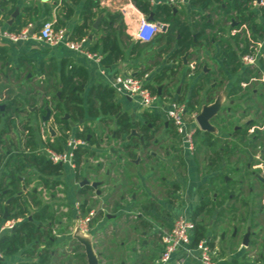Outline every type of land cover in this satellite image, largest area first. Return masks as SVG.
<instances>
[{
  "label": "trees",
  "instance_id": "obj_1",
  "mask_svg": "<svg viewBox=\"0 0 264 264\" xmlns=\"http://www.w3.org/2000/svg\"><path fill=\"white\" fill-rule=\"evenodd\" d=\"M10 1L4 0L1 4L6 5ZM81 1L62 0L61 13L54 20L55 29L66 27L67 20L75 14L74 5ZM189 1L194 8L199 9L198 13H200V19L192 23L183 20L175 12L174 7L167 3L153 5L150 0H132L136 8L145 15H153L154 21L168 25V29L165 32L161 31L159 36L149 44H153V42L156 44L164 43L163 51L171 50L169 60L177 59L180 63L183 61L181 57L191 49L188 58L194 57V70H198L200 67L199 52L208 49L211 42L216 40L215 35L209 33L214 25L210 15L206 13L209 8L216 5L222 9L223 14L227 16L230 23L233 20L237 22L231 28L240 29L241 26L246 25L251 33L250 38L245 37L243 33L231 35L234 40L233 44L228 39L221 37L219 39L218 57L230 73L240 72L235 83L247 82L250 77H256V71L244 67L240 60L242 54L253 50L250 48L251 45H257L264 39V11L260 16L251 8L255 0ZM193 13L195 14L197 11H193ZM39 14V7L30 5L23 7L22 13L16 17L10 31L18 32L23 27L33 24ZM45 14L47 16L45 20H52L47 9ZM100 15H103V18L96 29L97 39L88 46V49L91 52L102 54L101 63L105 66L113 65L125 58L127 48L130 50L129 56L132 59L140 58L144 43L130 40L125 31L123 14L102 8L99 0L83 1L80 12L82 21L73 26L70 39L73 41L85 39L92 31L95 19ZM124 38H127L129 42ZM238 48L239 51H237ZM7 60V48L0 47V62L5 66ZM23 61V58H20L21 64H23ZM263 63L264 56L259 60V64L263 65ZM41 66V74L45 75L47 72V76L55 80L53 86L60 92V97L56 94L53 95L56 104L52 108L51 115L52 122L57 123L61 128L54 141L48 140V146L58 151L63 150V142L66 141L67 134L73 130L71 120L80 122V127L74 130V135L88 142V146L78 147L75 150L77 162L75 176L79 178L82 166L89 165L90 158L97 155L96 152L106 141L105 138L110 139L114 134V140H125V136L131 132L134 125L128 111L123 110V104L111 85L95 83L86 90L89 72L82 64L75 63L68 57H63L59 61L52 58L48 64L43 62ZM134 68V70H137L136 76L138 77H143L150 69L149 67L139 69L136 65H134ZM255 69L257 70L258 67ZM15 72L18 74V71ZM175 74H177V69L171 65L163 66L152 75L146 86L153 94L159 95L160 98H168L171 93L167 85L162 87L160 94H158V86L167 79L168 75L174 76ZM210 74L211 72L204 73L197 80L186 101L189 110H197L198 106L202 105V100H206L200 96V93L204 88L210 89V86L206 85V81H210ZM236 88L233 87L231 92L237 91ZM32 92L27 90L23 94L12 95V89H5L0 84V254L3 258L20 254L23 260L17 264H72L73 259L87 264L86 253L83 251L85 247L81 243L73 244L71 255L68 252L58 250L61 239L56 234L55 227L60 225L64 214L61 215L60 206H63V204L58 203L56 196L63 184L64 167L52 163L45 155L36 150L39 143L37 129L39 124L36 127L31 119L23 116L35 115L38 123L46 114V106L51 105V103L45 97L38 104H36L37 101L34 96L32 100L25 99L26 95L32 94ZM177 100L182 101V96L179 95ZM207 101L211 102L212 98ZM1 105H3V108H1ZM28 105L34 107V109L30 111ZM66 114L69 115L70 119L64 118ZM142 116L154 125L160 120L159 115H154L147 110L142 112ZM217 121L219 124L223 123L220 119H217ZM148 122L142 128L146 147L151 140V136L148 134ZM96 123L109 127V134L107 136L99 134L95 128ZM110 124H112L111 127ZM248 128V126L239 128L235 132L246 136ZM17 130L21 131L23 143L22 147L13 148L11 145L13 139L10 138V135ZM138 141L139 139L133 136L127 145H123L128 153L129 163L131 162L130 158L136 154L134 147L138 144ZM209 144L212 146L215 142ZM117 157L120 159L119 155ZM113 164L115 163H111V165ZM103 167V163H99L97 171L102 170ZM120 167H122L121 164ZM44 189L49 195V200L44 197ZM91 190H95V188L85 185L80 187L79 193L85 196ZM127 192L132 194L133 189L130 188ZM211 198H204L193 213L192 219L196 224L195 242L206 235V227L198 220V217L205 209L210 208L212 205ZM86 204L87 201H83L82 208H85ZM138 206L142 211L147 212V210L153 209L156 203L153 200H147ZM215 207L213 206V208ZM5 209H7V217H4ZM12 220L16 221L13 228L1 230L8 221ZM141 225L144 228L150 227L149 222L146 221H141ZM80 251L81 253H79ZM57 253L62 257V260L55 263L54 259ZM99 255L101 257V253ZM68 256H70V260L67 259ZM99 262L101 264V259H99ZM0 264H5L1 258Z\"/></svg>",
  "mask_w": 264,
  "mask_h": 264
},
{
  "label": "crops",
  "instance_id": "obj_2",
  "mask_svg": "<svg viewBox=\"0 0 264 264\" xmlns=\"http://www.w3.org/2000/svg\"><path fill=\"white\" fill-rule=\"evenodd\" d=\"M2 1L4 0H0V20L2 21L3 30H10L11 25L15 23L16 19H14L13 23L11 24L9 22L13 19L12 15L16 9H19V12L22 13L23 7L30 5L40 8L39 17L33 23L35 24L37 22L36 30L34 32L37 33L39 31L40 24H42V22L47 17L45 10L47 9L49 14H51V19L55 20L57 15L61 13L62 7V0H11L6 5H2ZM83 1L84 0L74 5L75 14L67 20L65 28L68 30L69 37L73 26L82 21L80 12ZM99 2L100 6L106 10L111 12H121L123 14L126 34L130 37V40H133V32L141 16V11L136 9V6L133 4L132 0H99ZM176 8V13H178V15L186 22L192 23L193 21H196V19H191L190 17V12L196 8L194 9V7H192L189 0H187L185 4ZM251 8H253L261 16L262 11L258 9L257 6L252 5ZM236 24L237 22L234 20L232 23H229V27H226V36L223 37L228 39L231 44L234 43V40L231 38V35H234L232 33L234 28H231V26H235ZM96 29L97 28H94L93 26L92 31L84 40V44L87 46V48L97 39L98 35ZM159 34L160 32L155 36V38L158 37ZM216 44V40L211 42V45L213 46H216ZM153 45H155L156 53L160 56V58L158 62V69H156V71L151 75L149 71L146 72V74H148L147 81L150 80L152 75L158 72L163 66L171 65L173 67V65L176 64L177 66L173 68L177 69V74L174 76L168 75L169 77H167V79L161 85H167V88L169 89L170 85L173 83V80L175 78H180L181 81L177 86L176 91L178 96L180 95L186 100L189 98L197 80L204 73L213 72L212 66L209 63V66L202 65L201 69H199L200 71L194 69L192 70L190 65L191 63H195L194 57H190L189 59L191 60H189L186 65L183 64V66L180 67L181 64L177 59L169 60L171 50L166 52L163 51L165 47L164 43L156 44L153 42ZM0 47H5L8 50V60L5 63L6 67L9 68V66H12L14 68V66L20 63V58H23V62L30 64L29 67L27 66L24 68L29 69L34 67L40 74V66L43 62L48 64L52 58H55V60L59 61L63 57H68L75 63L82 64L88 69L89 81L86 86V90H88L89 87L95 83L111 85L114 78L120 74L132 73L133 75H136L137 70H134V65H137L139 69L141 66H145V61L141 59L142 56L137 59H129L126 57L114 63L113 65L105 66L101 63V61L88 58L80 51L69 49L63 42L53 46L49 43L38 41L33 36L26 41L11 43L7 38L0 35ZM203 52L204 55L209 58L210 52L207 50ZM213 57L215 60L214 62L218 64L219 68L217 75L220 76L221 80H214L210 85V89L204 88L201 91V96L204 99L206 93L209 95L212 91H214V95H211V98L215 99L218 95H222L223 106L219 114L212 121V124L216 128V132H211V138L206 140L207 142L204 146V149L207 150H211L212 148L214 149L213 152L211 151L213 159L208 161L206 159V155L202 157L204 160L201 159V165H207L208 169L198 173L195 164H192L191 160H189L187 157V174L185 177H180L175 174L174 179L171 181V183H176L179 185L176 193L171 192V194H173L171 195L173 198H171V196H169V199L167 200H163L161 196L155 198L147 189L143 195L148 197L147 200L156 201L164 211H170L173 214L172 217L180 213H186L192 217L194 211L198 207L201 195L204 193L206 198H211L212 196V205L216 207L213 208L211 205L210 208H208L211 210H204V213H211L208 226L206 225L205 221H203V219L201 222L206 227V233L209 234H206L205 236L212 240V244L218 251L216 264H258L253 260V256H256V252L258 250L255 244V247L252 251L246 252L245 249L250 248V242L248 240V244L245 245L243 243L245 239L244 238L243 242H241L239 245V248L237 247V251H231V248L227 249V247L222 246L219 233L224 229L228 230L233 229L232 227L236 228V223H238L237 221L240 216L242 206L245 204L249 205V203L250 210L248 212L250 213L253 222H255V224L259 222L257 225L260 229L263 226L262 221L264 220V208L261 209L260 206H264V185L257 181L251 172L257 170V172L260 171V173L264 174V129L262 126L259 127V125L262 123V120L264 121V119H262L264 114V67L262 64H259L258 69L253 70L254 72L256 71V77L252 76L249 78V81L237 84L235 82L238 79L240 72L230 73L223 64L220 57ZM208 60L209 59H207L206 62H208ZM205 67L207 68L206 70ZM42 76L43 78H41V80H43L45 76L39 75V77ZM193 76H195V78ZM186 77H190L189 80H193L191 85H187V83H185V89L182 92V83ZM233 87H237V91H233L232 93L231 91ZM117 95H119V100L122 102L124 109H127L128 105H136L134 101H131L123 95ZM202 102L203 104L206 103L203 100ZM23 117H28L31 119L32 123L36 127L38 124L40 126L42 122L39 121L37 123L35 115H24ZM217 119L222 120L223 123L215 124L214 121H217ZM232 122H234L233 126L230 125ZM223 124L224 127L222 126ZM246 126L249 127V135L248 137L245 136L246 138L242 139L235 131ZM227 127L232 128L230 130L227 129ZM258 128L260 130V135L258 134L255 139H252L250 135L254 129ZM10 138L13 139L11 141L13 148L17 146L22 147L23 140L20 130H17L15 133L11 134ZM210 142H215V144L211 146L209 144ZM108 152L110 154H116L114 151ZM96 153L100 156V149H98ZM121 165L122 169L120 175L123 176L122 173L127 174V172H125V165L123 163H121ZM113 170L114 169H111L110 167L104 166L102 170L95 173V178L98 175H100V177H97V179H94L93 181H102V184L98 187L100 193L98 194L96 190L97 196L102 199H111L114 201L113 203L115 205H118L115 214L112 215V218H110L111 215L108 216L109 220L118 219L117 221H112L111 230L115 229L116 226H118L119 230L121 231H124V229H130L129 231L132 230L133 234L136 233L139 237H141L142 242L141 246L138 244L130 246L128 241L122 240L120 246L117 248L115 247V250L119 251L122 249L124 253L129 252L131 254V258L136 256L135 259L133 258L132 264H156V259L159 257L163 249V245L160 252H154L153 254L151 250L153 245L146 238V236H152L156 232L159 235L163 233L164 227L161 225V222H159L161 213L158 211L153 213L156 219H158L156 223H153L149 219V213L147 214L142 212L140 206H138L140 203H142V201H139L142 192L141 190L145 189L142 176L139 177L135 174H128L129 177L127 178V181L129 189H133L132 194H128L127 191L129 189L123 191L125 185H122V183L119 181H113L115 179H120L118 173ZM72 172L74 173V171ZM201 184H204L205 189L208 190L205 191V189H200ZM244 186H247V193H245L243 190ZM61 187L62 185L60 186V189ZM210 188L213 189L212 192L209 190ZM259 211L262 212L261 217ZM204 213L198 217V220L204 215ZM172 217L170 218L169 222L170 226L172 223ZM124 220L125 222H123ZM244 220L245 218L241 217L239 223L242 224ZM141 221L149 222L150 227H142ZM214 225L215 227H213ZM132 247H134V249H132ZM136 253H140L139 256H141L139 257L136 255ZM243 254H247L248 257L252 258L244 260L243 263H240L237 261V259ZM261 255L263 254L261 253ZM147 259H149V262ZM3 260L5 264H17L23 260V257L20 254H15L4 257ZM180 262H182V264H201L196 259L195 252H192V254L189 256H185L183 253H180L176 255L168 264H179Z\"/></svg>",
  "mask_w": 264,
  "mask_h": 264
},
{
  "label": "rangeland",
  "instance_id": "obj_3",
  "mask_svg": "<svg viewBox=\"0 0 264 264\" xmlns=\"http://www.w3.org/2000/svg\"><path fill=\"white\" fill-rule=\"evenodd\" d=\"M193 7V6H192ZM195 9V8H194ZM198 8H196L193 11H197V13L190 12V17L191 19H200V13H198ZM208 15L211 17V21L214 25V28L209 30L210 35H215L216 38V46L214 45H209L208 49H205L210 52L209 58H207L205 55H203V50L199 52L198 56H200V69L202 65H207L211 64L213 72H211L209 78L210 81H206V85L210 86L211 83L214 80L220 81L221 78L219 75H217L218 72V64H216L214 61V57H218V44H219V39L224 36H226L227 28L229 27V19L227 16H225L222 12V9L217 7L216 5L212 6L209 8L206 12ZM225 27V28H224ZM227 27V28H226ZM220 37V38H218ZM127 42L128 39L124 38ZM204 50V51H205ZM129 48L126 49V56L125 58L132 59L129 56ZM239 51V48L237 49ZM160 56L156 53L155 45L149 44V43H144L143 49H142V60L145 61V66L144 67H149L150 69L148 70L150 75L158 69L157 63L159 62ZM164 59V58H163ZM208 62H206V60ZM141 60V61H142ZM188 61L191 59H187ZM209 63V64H208ZM182 67L183 62L180 63ZM137 66V65H136ZM143 66L140 67V69L144 68ZM264 67V63H263ZM198 68V71H200ZM20 75V76H18ZM28 75H30L28 77ZM41 75L36 71V69L33 68H24L18 72V74L15 72L14 68L10 66L9 68H5L4 65L0 63V84L5 87V89L9 88L13 90L12 95L15 94H23L27 90L33 91L32 94H27L26 98L27 100H32V97L34 96L36 98V101L38 104L43 97L47 98L50 100L51 107L54 106L56 103V100L53 98V95L56 93L57 88L53 86L54 84V79L51 77L47 76V72L45 73V77L43 80H41L42 77H39ZM28 77V78H27ZM31 77V78H30ZM195 78V76H193ZM189 78H185L182 83V92L185 89V83L187 85H191L192 80H189ZM149 81V80H148ZM147 81V82H148ZM180 78H175L173 80L172 85L169 87V91L171 94L168 95V100L169 99H178V94L176 91L177 86L180 84ZM190 81V83H189ZM5 94V93H4ZM39 95V96H38ZM211 95H214V91L211 92V94L204 96L206 98V101L211 98ZM201 96V93H200ZM217 96V95H216ZM119 97V95H118ZM201 98V97H200ZM215 98V97H214ZM183 102L186 103V99L183 98ZM32 102V101H30ZM34 107H31L28 105V109L30 111L33 110ZM198 109H200V106H198ZM129 113H136L137 115H141L140 111L137 109L135 105H128L127 108ZM233 121V120H232ZM215 124H219L218 121H214ZM234 122L230 124L233 126ZM77 125H75L76 127ZM112 124H110V127ZM224 127V124L222 125ZM226 127V126H225ZM95 128L97 129L99 134H102L104 136H107L109 134L110 128L100 124L96 123ZM219 128V127H218ZM232 127H227V129L231 130ZM174 133V132H173ZM172 133V135H173ZM171 133L164 132L163 130H160L157 133V137L159 139V145L156 146H150L149 150L147 152H141L140 149H137V153L133 155L130 159V163L128 162V153L125 151L124 147H122V143L120 140H113L112 143H107L106 145L102 146L100 148V156L102 157V162L105 167H110L111 169H114L113 171H116L119 176V180H113L114 182L119 181L122 183V185H125V188H123V191L129 189L128 181L127 178L129 177L128 174H135L137 176H142L145 184V189L141 190V196L139 201H147L148 197L144 196L143 193L146 192V189L151 192V194L155 197L158 198L161 196L163 200L169 199V196L173 195L172 193H176V190L172 187L171 181L174 179V175H178L180 177H185V175L188 172V164L180 157V163L173 160H170V157L172 159L173 153L176 152V147L171 146L172 141H168V136ZM175 145H179V141L177 139L174 140ZM199 143V142H198ZM161 144V145H160ZM112 147L113 149H116L118 151V155L120 156V159H118L117 156H114L108 152L109 147ZM200 145H198V148ZM168 150L171 152L170 157L168 158L167 161L163 160L165 151ZM149 151L157 152L158 155L161 158H149ZM211 151L213 152L214 149L212 148L211 150L204 149V147H200L197 150V154L193 156L194 161H192V164L196 163V169L198 173L208 169L207 165H201V159L204 155H206V159L209 161L210 159H213ZM176 155V154H174ZM95 158V157H94ZM95 159H91V163H94ZM139 160L140 163L136 164ZM137 161V162H135ZM111 162H114L113 166H111ZM124 163L125 167V172L127 174L122 173L123 176H121V169L120 164ZM97 165H85L82 166L81 169V175L80 177H76L75 174L71 171L68 170L66 167H64V174L62 176V187L61 190L57 192V200L58 203L63 204V206H60V211L62 212V222L60 225H57L56 228V234L59 235V238L61 239L60 243L58 244V250L59 251H65L68 252L69 255H71V251L73 250V244H76L79 242V236H76L75 232V218L78 215V211L81 215H88L90 212H94L95 216L90 224V231L88 234V238L93 246L94 252L98 259H101V264H120V263H125V264H132L133 263V258L135 259L136 256L131 258V254L129 252L124 253V251L121 249L119 251L115 250L117 247L120 246L122 240H126L129 242V245H139L141 246V237H139L136 233L133 234L132 230L129 231L127 229H124V231L119 230L118 226L115 227V229L111 230L112 226V221L113 220H118V219H113L109 220L108 216L112 218V215L115 214L117 204L115 205L113 200L111 199H102L97 196V193L95 190L89 191L85 196L80 195L79 189H80V181H82L84 178H87L90 182L91 180L97 179V177H100L98 175L96 178L94 177L95 173L97 172ZM172 165H176L178 167L176 169V172H172ZM151 167L152 170H151ZM243 167V164H242ZM103 176V174H102ZM163 177H165L163 181ZM205 189V188H204ZM208 190V189H207ZM205 189V191H207ZM212 192V188L209 189ZM243 190L245 193H247V186L243 187ZM122 192V191H121ZM148 194V192H147ZM140 195V193H139ZM212 197V196H211ZM45 198L49 200V195L46 193ZM173 198V196H171ZM146 199V200H145ZM87 201V204L85 208H82V203L83 201ZM78 205L79 210H77L76 206ZM250 205V203H249ZM249 205L245 204L242 206L241 211H240V216L238 218V223L236 228L232 227L233 229H228V230H222L219 235H220V240L221 244L223 247L231 248V251H237V247L239 248V245L241 242H243V239L245 238V235L247 234L249 228H250V234H249V242H250V248L245 249L246 252H250L254 249V244L257 246V254L256 256H253V260L258 263V264H264V220L263 226L260 229L257 225V222H253L252 217L250 216V213L248 212L250 210ZM260 205V203H259ZM261 209L264 208V206H260ZM156 211L161 213V218L159 219L161 222V225L164 227V231L169 229L170 226V218L172 217L171 212L169 211H164L162 208L156 209ZM263 211V210H261ZM260 212V211H259ZM260 217L262 216V212L259 213ZM150 221L153 223H156L158 219H156L154 214H148ZM211 217V213H204V215L199 219L200 221L203 219L205 221L206 225L208 226L209 219ZM242 218H245V220L240 224V220ZM158 218V217H157ZM132 219V218H131ZM134 219V218H133ZM125 222V220L123 221ZM121 223V222H120ZM215 224V221H214ZM233 226V225H232ZM132 227V226H131ZM215 227V225L213 226ZM163 231V232H164ZM163 234V233H162ZM162 234L159 235L157 232L154 233V235H147L146 238L152 243L153 247L151 248L152 253L154 252H160L162 248ZM209 235L208 233H206ZM217 235V234H216ZM218 236V235H217ZM116 247V248H115ZM134 249V247H132ZM85 251V249L83 250ZM81 253V251L79 252ZM101 253V257L99 255ZM151 253V254H152ZM261 253L263 255H261ZM140 253H136V255L139 256ZM261 255V256H260ZM141 256V255H140ZM139 256V257H140ZM150 256V255H149ZM251 259L252 257H248L247 254L241 255L237 261L240 263H243L244 260ZM70 260V256L67 258ZM150 259V258H149ZM149 259L148 262H149ZM60 260H62V257L59 256V253H57L56 258L54 259L55 263H58ZM151 260V259H150ZM242 261V262H241ZM72 264H83L79 262L76 259L72 260ZM88 264V262H87Z\"/></svg>",
  "mask_w": 264,
  "mask_h": 264
},
{
  "label": "built area",
  "instance_id": "obj_4",
  "mask_svg": "<svg viewBox=\"0 0 264 264\" xmlns=\"http://www.w3.org/2000/svg\"><path fill=\"white\" fill-rule=\"evenodd\" d=\"M150 2L153 5L167 3L173 7H179L185 4L187 0H150ZM253 5L257 6L261 11H264V0H255ZM140 13L139 22L134 29L132 37L134 41L150 43L154 40L155 36L162 31L161 24L149 20L148 16L143 12ZM33 25L34 24H29L16 32L3 30L2 21L0 20V35L7 38L11 43L26 41L32 36L38 41L49 43L53 46L63 42L69 49L80 51L88 58L101 61L102 54L99 52H91L84 44L85 39L73 41L68 36V30L65 27L55 29L54 20L43 21L39 31L31 35L30 29ZM232 33L234 35L243 33L249 38L251 36L250 30L246 25L241 26L240 29H234ZM250 48L253 50L242 54L240 60L244 67H249L254 70L258 67L260 58L264 56V39L257 45H251ZM190 67L193 70L195 63H191ZM147 76L148 74L143 75V77H138L132 73L120 74L114 78L111 86L115 89L117 94L123 95L131 101H134L139 108L162 112L167 119L171 120L181 135L183 149L187 153H191L194 148V134L196 128L199 127L196 118L200 113V109L191 111L188 109L185 102L176 99L168 100L166 97L160 98L159 95L153 94L146 86ZM52 127L56 131L55 136L50 134L49 125L44 121L41 122L38 127L39 143L36 150L45 155L52 163L60 164L71 171H75L77 168L75 150L78 147L88 146V142L84 139L77 138L74 133L70 132L67 134L66 141L63 142V150L58 151L47 144L48 140L54 141V138L59 134L57 127ZM45 196L46 191L44 189V197ZM76 208L79 210L78 205ZM94 216V212H90L88 215H81L78 211V215L75 218V230H78L84 235H88L90 231L89 226ZM15 223L16 221L14 220L8 221L1 230L11 229L14 227ZM195 235L196 224L192 217L186 213L178 214L173 219L170 228L162 234L163 249L156 259V264H168L176 255L183 253L185 256H189L192 252L196 253V259L201 264H216L218 251L212 244V240L205 236L195 242ZM0 257H2L1 254ZM179 264H182V262Z\"/></svg>",
  "mask_w": 264,
  "mask_h": 264
},
{
  "label": "flooded vegetation",
  "instance_id": "obj_5",
  "mask_svg": "<svg viewBox=\"0 0 264 264\" xmlns=\"http://www.w3.org/2000/svg\"><path fill=\"white\" fill-rule=\"evenodd\" d=\"M179 62V61H178ZM29 67L30 66V64L29 63H27V62H23V64H21V62L18 64V65H16V66H14V70L15 71H20V70H22V69H24V67ZM10 67V66H9ZM41 68H42V66H40V70H41ZM41 75H44V74H41ZM30 76V75H29ZM59 93V94H58ZM58 97H60V92L57 90L56 91V93H55ZM215 99H212V101L211 102H213ZM205 102L206 103H211V102H208V101H206L205 100ZM56 104V103H55ZM54 104V105H55ZM202 105H203V103H202ZM202 105L200 106V108L202 107ZM49 106V105H48ZM136 107H137V109L140 111V114L141 115H137L136 113H129L130 114V117H131V122H132V124L134 125V127L132 128V129H136V131L138 132V135H132L131 136V138L133 137V136H136L138 139H139V141H138V144L134 147V150L135 151H137V149H140L141 150V152H147V150H149V147L150 146H156V145H159V139H158V137L156 136L157 135V133L160 131V130H163L164 132H167V133H171L170 135L171 136H168L167 138H168V141L170 140V141H172L173 140V143H171V146H175L177 149H176V152H174L173 153V156H172V159H171V157H170V154H171V152L170 151H168V150H166L165 151V154H164V157H163V160L164 161H167L168 160V158L170 157V160L172 161L173 160V158L175 159V161H177V162H179L180 163V157L187 163V157L189 158V160H191V163H192V161H194V162H196L195 160H194V158H193V156L195 155V154H197V150L200 148V147H204L206 144V140H208L209 138H211L210 137V135L212 134L211 132H206V131H204V130H202L201 128H200V126L199 127H197L196 128V131H195V134H194V148H193V151L191 152V153H187L184 149H183V146H182V144H181V135L179 134V132L177 131V129H176V127H175V125L171 122V120H169V119H167V117L162 113V112H160V111H157V110H147V111H149V112H151L152 114H154V115H159L160 116V120L156 123V125H154V124H152V122H148L146 119H144L143 118V116H142V112L144 111V110H146V109H141V108H139V106L136 104L135 105ZM49 108H50V106H49ZM52 108L53 107H51L50 109H51V114H52ZM34 109V108H33ZM123 110H125V111H128L127 109H124V107H123ZM66 115H68V114H66ZM66 115L64 116V118H66V119H70L69 118V115H68V117H66ZM262 119H264V114H263V116H262ZM42 121V120H41ZM213 121V120H212ZM147 122H148V134L151 136V140L149 141V144H148V146L146 147V140H145V135H144V132L142 131V128H143V126L145 125V124H147ZM48 125L50 124V125H52V126H56L57 127V130H58V132L60 131V128L61 127H59V125L57 124V123H53L52 122V115L50 116V120L48 121V122H46ZM71 126H72V128H73V130L71 131V133L72 132H74V130L75 129H77V128H79L80 127V122H75V121H72L71 120ZM75 125H77L76 127H75ZM199 125V124H198ZM263 127V129H264V121L262 120V123L259 125V127ZM132 129H131V131H132ZM264 131V130H263ZM174 132V133H173ZM131 133V132H130ZM129 133V134H130ZM172 133H173V135H172ZM264 133V132H263ZM129 134H127L126 136H125V140H120V142L122 143V147H124L123 145H127V143L129 142V140L131 139H128L127 137H128V135ZM258 134L260 135V130H259V128L258 129H254L253 130V132H252V134L250 135L251 137H252V139H255L257 136H258ZM240 135V134H239ZM248 135H249V133H247L246 134V137H248ZM55 136V135H54ZM113 136H114V134H112V138H110V139H107V138H105V142L103 143V145L102 146H104V145H106L107 143H112V141L114 140L113 139ZM240 137L243 139V138H246L245 136H242V135H240ZM175 139H177L178 141H179V145H175V142H174V140ZM116 141V140H115ZM199 142V143H198ZM161 145V144H160ZM198 145H200V147L198 148ZM90 146V145H89ZM125 149V148H124ZM114 151L117 155H118V151L116 150V149H113L111 146L109 147V149H108V151ZM126 151V150H125ZM136 154H138L137 152H136ZM174 154H176V155H174ZM95 157V158H94ZM94 157H91L90 158V160H89V165H96V164H99V163H101L102 162V158H100L99 157V155H96V156H94ZM149 158H161L159 155H158V153L157 152H153V151H149ZM263 158V157H262ZM91 159H95L94 160V163H91L90 161H91ZM131 159V158H130ZM187 160V161H186ZM202 160H204L203 158H202ZM138 161V162H137ZM137 161H135V162H137L136 164H139L140 163V161L139 160H137ZM124 164V163H123ZM195 164V166H196V163H194ZM152 168L153 167H151V170H152ZM178 167H176V165H174V167H173V165H172V172L174 173V172H176V169H177ZM263 172H264V170H263ZM74 173H75V171H74ZM251 174H253L254 176H255V178H256V180L257 181H259V182H261L263 185H264V183L262 182V181H260L259 179H258V177H257V175L259 174V175H262V176H264V174L263 173H260V171L259 172H257V170H254L253 172H251ZM178 176V175H177ZM165 177H163L162 179H163V181L165 180L164 179ZM84 179H87V178H84ZM83 179V180H84ZM254 179V178H253ZM82 180V181H83ZM88 180V179H87ZM82 181H80L79 183L81 184L82 183ZM94 181L93 180H91V182L88 180V183H86V184H84V185H80V187H83V186H85V185H90V186H92L91 185V183H93ZM171 185H172V187L175 189V190H178V184H176V183H171ZM93 187V186H92ZM205 188V186H204V184H201L200 185V189H204ZM97 189L95 188V191H96ZM204 198H206L205 197V194L203 193L202 195H201V197H200V202H199V204H198V206L201 204V202L203 201V199ZM155 203H156V206L153 208V209H149V210H147V212L149 211V214H153L155 211H156V209H159V208H161L160 207V205L155 201ZM142 212H144V213H147L146 211H142ZM169 213H170V211H169ZM204 213V211L201 213V214H203ZM148 214V213H147ZM172 214V213H171ZM173 215V214H172ZM177 216V215H176ZM176 216H174V217H172V221H173V219L176 217ZM263 240H264V237H263Z\"/></svg>",
  "mask_w": 264,
  "mask_h": 264
},
{
  "label": "water",
  "instance_id": "obj_6",
  "mask_svg": "<svg viewBox=\"0 0 264 264\" xmlns=\"http://www.w3.org/2000/svg\"><path fill=\"white\" fill-rule=\"evenodd\" d=\"M175 12H177V8H174ZM19 9H16L15 12L13 13L12 17L13 19L9 22L10 24L13 23L14 19H16L17 15H19ZM103 18V15H100L95 21H94V28H97L99 23L101 22ZM149 20H154V16L153 15H149L148 16ZM139 22V20H138ZM137 22V24H138ZM161 24V30L163 32H165L168 29V25L167 24H163V23H159ZM36 26H37V22L33 25V27L30 29V34L33 35L35 30H36ZM137 26V25H136ZM191 49L188 50L185 55H183L181 58L183 60V64L186 65L188 63L187 57L188 55L191 53ZM259 64V62H258ZM177 65L174 64L173 67H176ZM207 68L205 67V70ZM169 77V76H168ZM163 85H159L158 86V94L161 93V89H162ZM59 94V93H58ZM223 106V96L222 95H218L215 100L211 103H204L202 105V107L200 108V113L197 116V122L200 126V128L206 132H216V128L215 126L212 124V120L219 114V112L221 111ZM1 108H3V105H1ZM50 116H51V109L49 108V106H46V114L42 117V121L44 122H48L50 120ZM66 117H68V115H66ZM49 132L52 136L56 135V131L54 130V128L52 127V125L49 124ZM132 135H138V132L136 131V129H132L131 133L128 135V139L131 138ZM113 151V150H112ZM258 179L260 181H262L264 183V176L262 175H257ZM88 183L87 179H84L82 181V183L80 184L81 186ZM102 184V181H94L93 183H91V185L97 189L98 194L100 193V191L98 190V187ZM25 189V186L23 187ZM9 201V200H8ZM4 217H7V209H5V215ZM76 232V236L78 235L81 236L79 237V242L81 244L84 245L85 247V253H86V257H87V262L88 264H100L98 257L96 256L93 246L89 240V238L87 237L88 235H84L82 233H80L78 230H75ZM249 234H250V230H248L245 239H244V244L247 245L248 244V240H249ZM1 259H3V257H0ZM124 264V263H122Z\"/></svg>",
  "mask_w": 264,
  "mask_h": 264
}]
</instances>
